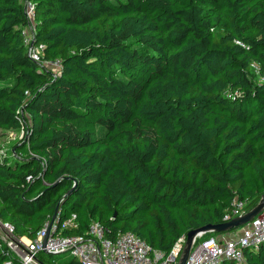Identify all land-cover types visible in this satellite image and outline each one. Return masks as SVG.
<instances>
[{
	"label": "trees",
	"instance_id": "16d2710c",
	"mask_svg": "<svg viewBox=\"0 0 264 264\" xmlns=\"http://www.w3.org/2000/svg\"><path fill=\"white\" fill-rule=\"evenodd\" d=\"M33 1L57 73L27 54L23 2L0 0V136L24 131L0 150V221L16 236L35 239L60 205V222L77 216L66 233L97 220L168 256L235 198L260 201L264 0ZM12 258L0 235V264ZM245 258L264 264V243Z\"/></svg>",
	"mask_w": 264,
	"mask_h": 264
},
{
	"label": "built area",
	"instance_id": "2783aa9c",
	"mask_svg": "<svg viewBox=\"0 0 264 264\" xmlns=\"http://www.w3.org/2000/svg\"><path fill=\"white\" fill-rule=\"evenodd\" d=\"M21 1L24 4L27 24L20 29L28 56L39 62L43 68L57 73L61 69L60 59H43L46 46L44 43L36 42V3L33 0ZM252 67L255 72H259L258 63H253ZM240 95L239 90L227 93L231 98ZM248 203L247 199L235 198L230 209L224 214L222 222L247 212ZM76 218V214H73L71 218L60 222L58 212L55 220L53 222L52 218L48 220L35 239H25L23 238L25 236L17 238L14 226L0 221V229L4 228V235H0L7 242L14 257L5 264H45L39 257V253L45 251L52 255L68 253L82 264H178L186 241L185 236L179 238L170 254L165 256L155 251L144 238L132 231L119 232L114 238L107 237L104 225L97 220L91 222L86 234L66 233V230L78 227ZM262 243L264 211L234 231L218 236L199 237L186 264H221L224 260L246 264L245 250L258 249Z\"/></svg>",
	"mask_w": 264,
	"mask_h": 264
},
{
	"label": "water",
	"instance_id": "95a60500",
	"mask_svg": "<svg viewBox=\"0 0 264 264\" xmlns=\"http://www.w3.org/2000/svg\"><path fill=\"white\" fill-rule=\"evenodd\" d=\"M60 209V205L57 207L55 214L52 217V222L55 220ZM264 211V195L261 197L260 201L252 207L250 210L244 214L237 216L229 221L218 223V224H206L198 228L191 229L186 236V241L182 253L180 255L178 264H186L191 250L197 241V239L207 233H225L234 231L236 228L241 227L249 222H251L257 215ZM1 223V222H0ZM1 225V224H0ZM49 234V232H48ZM47 234V237H48ZM47 237L45 238L44 245L46 244ZM46 252V251H45ZM47 253V252H46Z\"/></svg>",
	"mask_w": 264,
	"mask_h": 264
},
{
	"label": "rangeland",
	"instance_id": "374dc122",
	"mask_svg": "<svg viewBox=\"0 0 264 264\" xmlns=\"http://www.w3.org/2000/svg\"><path fill=\"white\" fill-rule=\"evenodd\" d=\"M1 134V133H0ZM23 136V130H8L5 132V134H3L2 136H0V150H9L12 148V145L15 141H17L18 139H20ZM4 228L0 229V234L4 235ZM204 237L201 236L200 238ZM17 238H21L18 237ZM25 239H27V237H23ZM49 254L46 252H41L39 253V257L40 259L45 263H49L50 259H49ZM72 256L68 253H63V254H59V255H55V258L60 261V260H65L68 258H71ZM74 258V257H72Z\"/></svg>",
	"mask_w": 264,
	"mask_h": 264
}]
</instances>
